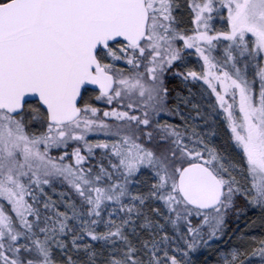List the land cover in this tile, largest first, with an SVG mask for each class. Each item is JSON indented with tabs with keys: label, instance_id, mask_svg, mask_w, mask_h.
<instances>
[{
	"label": "snow or ice",
	"instance_id": "6c2138e0",
	"mask_svg": "<svg viewBox=\"0 0 264 264\" xmlns=\"http://www.w3.org/2000/svg\"><path fill=\"white\" fill-rule=\"evenodd\" d=\"M0 264H264V0H0Z\"/></svg>",
	"mask_w": 264,
	"mask_h": 264
},
{
	"label": "trees",
	"instance_id": "16d2710c",
	"mask_svg": "<svg viewBox=\"0 0 264 264\" xmlns=\"http://www.w3.org/2000/svg\"><path fill=\"white\" fill-rule=\"evenodd\" d=\"M252 214H253L252 212H250V211L248 212V216H249V217H253ZM241 223H243V220L241 221Z\"/></svg>",
	"mask_w": 264,
	"mask_h": 264
},
{
	"label": "rangeland",
	"instance_id": "374dc122",
	"mask_svg": "<svg viewBox=\"0 0 264 264\" xmlns=\"http://www.w3.org/2000/svg\"><path fill=\"white\" fill-rule=\"evenodd\" d=\"M250 212H252V211H250ZM252 213H253L252 215H253V218H254V215H255V214H254V212H252ZM242 224H243V223H241V225H242ZM254 231H256V229H254Z\"/></svg>",
	"mask_w": 264,
	"mask_h": 264
}]
</instances>
